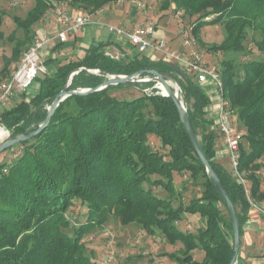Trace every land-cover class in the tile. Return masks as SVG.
I'll return each mask as SVG.
<instances>
[{
    "label": "trees",
    "instance_id": "obj_1",
    "mask_svg": "<svg viewBox=\"0 0 264 264\" xmlns=\"http://www.w3.org/2000/svg\"><path fill=\"white\" fill-rule=\"evenodd\" d=\"M116 1L68 2L75 10L93 14ZM172 6L193 18L191 24H195L193 32L199 43L204 25H223L225 37L209 48L211 51L241 53L248 30L259 36L254 46L262 56L246 62L240 78L230 62L222 61L219 71L226 102L245 129L239 170L246 173L250 200L262 202L264 192L258 172L264 170V0L160 1V10ZM47 8V0H34L24 18H13L23 38L9 35L13 47L11 55L3 57L0 79L9 77L11 65L19 62ZM209 15L214 17L206 22ZM104 46L103 42L90 45L77 60L58 61L51 53L43 63L47 67L57 63L54 70L37 74L18 102L0 109V124L10 137L35 131L47 115L46 105L78 68L126 76L139 71L144 72L142 76L149 71L168 75L183 90L191 127L235 208L241 238L251 205L231 171L215 162L220 136L205 116L209 100L202 88L172 63L137 53L115 61L103 54ZM104 80L81 70L72 76L69 89L95 88ZM33 84H38L37 90L28 93ZM133 85L145 89L154 83ZM111 88L126 86L68 96L44 130L2 152L21 149L14 161H0V264H94L82 239L93 228L102 227L111 215L122 226L134 223L150 237L161 233L170 244L180 243L179 250L165 254L176 264H229L233 231L228 211L226 220L220 209L225 203L196 155L175 104L155 93L117 99L107 93ZM150 136L157 139L163 153L153 147ZM182 174L187 175L184 184L202 179L200 195L186 205L179 200L183 193L173 184V176ZM76 203L85 213L77 214V224L71 227L67 213ZM195 215L202 220L195 232L180 229L184 218ZM70 227L71 233H67ZM198 250L203 252L200 261L193 258Z\"/></svg>",
    "mask_w": 264,
    "mask_h": 264
},
{
    "label": "rangeland",
    "instance_id": "obj_2",
    "mask_svg": "<svg viewBox=\"0 0 264 264\" xmlns=\"http://www.w3.org/2000/svg\"><path fill=\"white\" fill-rule=\"evenodd\" d=\"M50 1L51 0H47V3L49 4ZM67 1L70 2V0ZM131 1H140L142 3H145L146 6L144 10L137 11L132 5ZM160 1L161 0H155L154 2H151V0H123V4L121 5V7L116 8V10L121 9L119 17H117V21H120L122 23V26L124 27L132 25L136 22H150L154 24L156 26V30L160 32L161 36L167 43L166 50H168L169 52H176L181 49V39L177 36V22L173 18L174 11L172 7L166 10H160ZM33 5L34 0L0 1V32L2 34V37H0V71L3 68V57H9L11 55V50L13 47V42L8 39L9 35L11 33H14L15 38H23L22 31L16 29L13 18H24L26 13L33 7ZM135 12H138V14H135ZM213 17V15H209L208 17H206L208 19L205 21L208 22ZM192 20L193 18L190 19L186 15L182 17V23L184 25H191ZM36 27L37 24L34 27V34L32 36V39L36 31L38 30V27ZM224 37L225 30L222 24H206L200 29V43H197V50L204 56V59L208 64L215 66L218 70H221L222 61L230 62L233 66L234 72L237 74V78H240V76H242V66L249 60L260 59V57L262 56L259 52L256 51V48L254 46V41L259 39V36L252 30H248L247 38L243 42V46L245 49L241 53H221L209 50V48H211L212 46H217L218 44H220ZM109 43L113 46L112 48H110L111 51H116L115 49L121 50L125 57H130L132 56V54H136L135 51H132L133 46H131L130 44L121 47L118 42L115 43L114 39ZM53 47L55 46H49L48 52ZM54 54L57 60H62L64 57V55H61L58 52H54L53 56ZM50 55H48V53L43 54V62L44 59L50 57ZM162 56L163 54L161 53L155 54V57L158 59L162 58ZM15 65L16 64H12L10 70L14 71L13 67ZM56 65L57 63L50 67L45 66L46 74L52 72ZM107 93L117 99H132L140 97L142 95L141 92H138L130 87L111 88L107 91ZM181 96L183 97V90ZM19 99L20 94H17V96L14 98V101L12 102H18ZM182 100L184 101V98ZM184 105L187 108V104L185 102ZM236 115L237 114L233 112L231 122L233 125H236L238 130L243 134L245 129L243 128L242 123L239 121ZM2 130L7 133V136L0 140V143L10 137V134L7 130H4L3 128ZM150 143L156 150H160V153L164 152L159 148V143L157 142V139L155 137L150 136ZM242 143H244L243 140ZM20 152L21 149L19 147H13L8 152L0 154V161L4 160L10 163L20 155ZM262 164L264 166V159L262 160ZM244 174L246 176L245 172ZM258 175L261 179V190L264 192V170L259 171ZM186 176V174L173 176L174 186L178 188V190H181V192L183 193V196H181L179 200L184 205L188 204L190 199L197 198L200 195V191L202 189V179L198 182H190L188 184H184L183 181L186 180ZM187 181L188 180H186L185 182ZM172 202L174 206L177 205L176 200L172 199ZM220 209L223 216L227 220V209L222 204H220ZM79 213L84 214L85 209H83V207H80L78 203L69 208L67 218L71 224V227L77 224V214ZM198 218L199 217L197 215H195V217L191 216L184 218L183 222L179 224L180 229L184 231L188 230L195 232L202 224V220ZM81 221H83V219ZM71 227L69 229H66L65 231L67 233H71ZM82 241L86 248V254L91 258L94 264H176L173 260L166 257L165 254L176 252L182 247L180 243L174 245L170 244L166 240V238L161 235V233H157L152 238L143 231L141 226L134 223L127 226H122L113 215L109 217L108 221L102 227H96L89 231L83 237ZM198 255V251L193 252V258L197 259Z\"/></svg>",
    "mask_w": 264,
    "mask_h": 264
},
{
    "label": "built area",
    "instance_id": "obj_3",
    "mask_svg": "<svg viewBox=\"0 0 264 264\" xmlns=\"http://www.w3.org/2000/svg\"><path fill=\"white\" fill-rule=\"evenodd\" d=\"M131 2L137 11L144 10L146 6L140 1ZM122 4L123 0H117L107 7L96 10L93 14H87L73 9L67 0H51L38 22L39 28L32 39V43L22 52L17 67L9 77L0 80V109L13 104L12 101L17 94L25 91L32 84L37 74H46L42 56L47 53L46 50L49 46L67 42L71 33L78 32L93 22L92 15L99 17L108 9ZM172 9L174 10L173 18L177 22V36L181 39V49L176 52L166 50L167 43L160 32L156 30V26L150 22H141L129 29L110 24H103V26L121 47L130 44L135 48L137 54L146 55L151 60L172 63L184 74L195 79L208 97L209 104L204 108V113L206 118L212 122L211 129L221 137L223 149L228 158V168L234 180L242 185L251 208H256V202L250 200L249 182L244 172L239 170L242 133L231 122L233 111L228 106L224 96L220 71L215 66L208 64L204 56L197 50L198 41L193 32L195 24L184 25L182 23L183 12L175 10L174 6ZM207 19L205 18V20ZM112 47V45L107 46L103 50L106 57L115 61L125 57L121 50L111 51L110 48ZM153 53H161L163 56L155 59ZM146 82H149L146 76H140L134 80V83L137 84ZM153 89L152 87L140 89V92L150 94ZM178 93L182 95L181 88ZM261 212L264 214V211Z\"/></svg>",
    "mask_w": 264,
    "mask_h": 264
},
{
    "label": "water",
    "instance_id": "obj_4",
    "mask_svg": "<svg viewBox=\"0 0 264 264\" xmlns=\"http://www.w3.org/2000/svg\"><path fill=\"white\" fill-rule=\"evenodd\" d=\"M85 70L87 72L94 73L96 75L102 76L105 78V80L98 85L95 88H77V89H69L70 86V81L72 79V76L76 74L78 71ZM144 72L139 71L135 74H132L130 76L126 75H115V74H108V73H102L99 70H89L86 68H78L77 70L71 72L67 78L66 84L64 85L63 89L54 96V98L51 100L50 103L46 105L47 107V115L43 122L39 125V127L27 134L26 132L16 136V137H9L5 141L0 143V154L7 148H10L12 146H15L21 142H25L29 139H31L33 136L38 134L40 131L44 130L54 114L56 108L58 105L65 100L68 96L71 95H87L91 93H95L98 91H101L108 86H114V85H124L126 87L133 88L136 91H140V89L136 86H134V80L136 78H139L142 76ZM149 75L146 76L149 82H153L154 85L152 88L158 90V92H155V94H159L165 97H168L169 99L172 100V102L175 104L177 111L179 113V117L182 123V126L184 128V131L189 138L196 155L198 156L200 162L205 168V172L208 176V178L211 180V182L214 184L215 188L221 195L225 206L227 208L230 220H231V225H232V231H233V251L231 255V259L229 264H236L238 253H239V248H240V236H239V228H238V222H237V217H236V211L235 208L229 199V196L227 192L225 191L224 187L221 184V181L219 180L218 176L216 173L213 171L207 160L205 159L202 150L199 145L198 138L196 137L190 121L189 117L187 114V108L184 105V101L182 100L183 97L178 93L180 89V84L178 81H176L174 78L168 76V75H161L155 71H149L147 72ZM174 85V86H173ZM4 130H6L5 127H3Z\"/></svg>",
    "mask_w": 264,
    "mask_h": 264
},
{
    "label": "crops",
    "instance_id": "obj_5",
    "mask_svg": "<svg viewBox=\"0 0 264 264\" xmlns=\"http://www.w3.org/2000/svg\"><path fill=\"white\" fill-rule=\"evenodd\" d=\"M118 7L121 6H117L112 9L110 8L99 17L92 15V23L84 26L78 32L71 33L67 42L58 44L57 47H53L49 52V49H47L46 51L48 55H50V53L53 54L54 52H58L61 55H64L63 59H58V61L77 60L83 57L85 51L90 47V45L103 42L105 47L111 46L112 44L109 42H112L113 36L106 31L103 24L121 26L126 29L138 24V22H136L126 27L122 26V23L117 21V17H119L121 12V9L116 10ZM135 14H138V12H135ZM37 27L39 28V23H37ZM132 51L137 53L134 47H132ZM153 54L155 57L156 53ZM53 57L56 58L55 54ZM155 59L157 58L155 57ZM17 64L18 63H16V65ZM37 88L38 84H33L29 88L28 93H34ZM215 162L225 167L228 166L227 154L223 149L221 139L216 149ZM255 204L256 208H250L247 213L246 223L243 227V235L240 238L241 246L238 254L239 264H264V214L261 212L264 211V201L256 202ZM198 252V258L194 259L200 261L203 258V252L200 250H198Z\"/></svg>",
    "mask_w": 264,
    "mask_h": 264
},
{
    "label": "bare ground",
    "instance_id": "obj_6",
    "mask_svg": "<svg viewBox=\"0 0 264 264\" xmlns=\"http://www.w3.org/2000/svg\"><path fill=\"white\" fill-rule=\"evenodd\" d=\"M6 136H7V133L4 132V131L2 130V128L0 127V140H2L3 138H5Z\"/></svg>",
    "mask_w": 264,
    "mask_h": 264
}]
</instances>
